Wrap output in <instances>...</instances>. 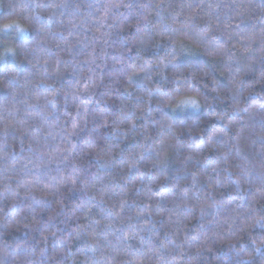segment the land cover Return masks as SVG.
Here are the masks:
<instances>
[{
  "label": "clouds",
  "instance_id": "9594fccd",
  "mask_svg": "<svg viewBox=\"0 0 264 264\" xmlns=\"http://www.w3.org/2000/svg\"><path fill=\"white\" fill-rule=\"evenodd\" d=\"M0 264H264V0H0Z\"/></svg>",
  "mask_w": 264,
  "mask_h": 264
}]
</instances>
